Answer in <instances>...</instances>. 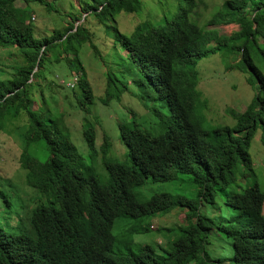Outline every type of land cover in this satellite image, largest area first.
I'll use <instances>...</instances> for the list:
<instances>
[{
	"label": "trees",
	"instance_id": "16d2710c",
	"mask_svg": "<svg viewBox=\"0 0 264 264\" xmlns=\"http://www.w3.org/2000/svg\"><path fill=\"white\" fill-rule=\"evenodd\" d=\"M33 3L59 11L48 0H0V48H16L21 57L12 72L3 70L0 76V132L12 107L16 114L26 113L19 163L35 191L25 203L13 184L0 182V198L15 215L8 230L0 226V264H52L57 252L94 241L107 224L120 225L131 235L116 251L102 245L105 264H264V192L256 181L233 186L239 172L255 176L250 147L259 130L264 145V0H225L210 15L208 25L237 24L239 29L230 35L192 20L193 14L199 20L202 16L195 12L197 0H179L176 11L166 13L161 22L139 23L129 35L120 30L117 15L139 12L142 0H83L78 14L68 13L63 30L37 35L30 20ZM82 13L87 14L84 20L93 19L89 22L95 30L81 22ZM11 16L17 19L15 25ZM102 29L114 32L124 52L118 62L107 64L102 102L121 100L134 86L143 106L157 118L158 127L148 131L140 125L139 112L130 109V119L118 122L122 154H115L106 132L97 145L102 123L90 108L96 86L79 55L87 45L103 61L105 53L96 41ZM219 51L240 55L236 65L249 74L248 82L257 93L244 111L232 112L234 125L208 130L196 106L200 93L195 65ZM61 63L66 65L63 76H57L62 84L77 78L70 89L76 98L72 106L82 114L88 157L68 131L59 138L60 115H52L43 105L35 107L32 88L41 86L51 67ZM179 174L197 185L194 197L171 192L139 197L137 188L146 182L173 181ZM218 196L232 213L215 220L204 208H219ZM13 205H19L17 211ZM174 209L184 211L185 219L157 228L168 237L167 247L158 250L137 241L136 235L152 229L149 218ZM214 230L229 239L231 255L214 257L209 252Z\"/></svg>",
	"mask_w": 264,
	"mask_h": 264
},
{
	"label": "rangeland",
	"instance_id": "374dc122",
	"mask_svg": "<svg viewBox=\"0 0 264 264\" xmlns=\"http://www.w3.org/2000/svg\"><path fill=\"white\" fill-rule=\"evenodd\" d=\"M48 1L53 2L59 11L49 12L46 6L37 3H33L30 6V20L35 24L37 35L51 33L54 29L63 30L68 25V13L78 14L83 0ZM178 1L142 0V9L139 12L130 14L122 11L117 15V24L123 33L129 35L139 23L151 21L154 24H158L161 22L162 17L166 13L176 11ZM224 1L197 0L198 6L195 12L199 13L200 11L202 16L199 20L198 15L194 17L193 14L192 20L202 28H217L221 34L230 35L235 31L232 24L208 25L212 18L211 16ZM18 6L24 7L25 4L18 2ZM81 15V22H84L87 27L93 30L97 28L96 25H92L89 22L93 21V19L84 20L86 13ZM205 19L204 26L203 21ZM9 21L15 25L17 19L15 16H11ZM236 27L238 28L239 26L236 25ZM102 31L97 32L99 36L96 41L99 48L105 53L103 61L96 59L87 45L82 47L79 55L88 78L92 82V86L93 83L96 86V88L93 87L95 101L90 108L92 114L98 116L102 123V127H99L97 145H101L103 134L106 132L113 142L115 154H122L123 149L119 139L118 122L130 119V109L139 112L138 120L141 127L145 130L154 132V129L158 127L157 118L152 111L143 106V100L134 86H131L130 90L123 94L121 100L114 98L108 105L102 102L100 96L104 95L106 87L105 72L110 68L107 64H111L114 59L118 62L120 53H124L123 51L121 52L122 47L114 36V32L107 29L105 31L102 29ZM239 59L240 55L238 53L219 51L203 57L195 65L199 71L197 89L200 93L196 106L198 112L204 118V127L208 130L221 125H234L235 120L231 115L232 112L244 111L257 93V88L248 82L249 74L237 67L236 64ZM20 61L21 57L16 48H0V76H4L3 70L12 72L14 70L13 66ZM111 67L116 68L115 66ZM65 68V63L54 64L50 72L47 73L46 79L41 80V86L32 88L33 96L37 101L35 107L43 105L51 111L52 115H60V120L57 123L59 138L63 139L65 130L68 131L80 153L88 157L89 151L82 136V114L72 106V103L76 102V98L70 88L66 87V89L61 85L62 80L57 77L58 75L63 76L62 71ZM70 74L71 72H68L66 77H69ZM98 88H100V91L97 90ZM41 89H43V92L40 93ZM43 98L45 99L44 101ZM27 126L28 117L26 113L20 112L16 114L14 107H12L7 114V126L4 131L0 132V175L3 176L0 177V182L8 181L13 184L14 190L22 200L24 199L25 203L35 196L34 189L26 183V170L19 163V156L25 146L24 133ZM260 136L261 130L257 132L250 147V153L254 161L255 176L244 175L243 172H239L238 179L233 186L246 187L253 185L256 181L264 192V145L260 140ZM100 167L105 173L103 166L100 165ZM185 179H187L186 175L179 174L177 179L173 181H148L137 188V192L144 199L158 192L181 193L194 197L198 192V187L195 183ZM217 201L219 208L208 205L204 208V211L215 220L220 219L221 216H230L232 211L223 204L222 196H218ZM18 208L19 205H13V212L17 211ZM8 214L10 215L9 217ZM14 218V213L8 211L5 207V202L0 198V226L8 230L10 220L14 221ZM184 219L185 212L177 209L166 215H155L147 220V222L152 223L153 228L146 233L136 235V239L140 243L151 244L158 250L160 247H167L168 237L160 233L157 228L160 226H171L175 221H183ZM124 231H127V229L120 225H115L114 233L116 235L120 236ZM208 250L214 257L220 255L229 256L232 253L229 239L218 230H214Z\"/></svg>",
	"mask_w": 264,
	"mask_h": 264
},
{
	"label": "clouds",
	"instance_id": "9594fccd",
	"mask_svg": "<svg viewBox=\"0 0 264 264\" xmlns=\"http://www.w3.org/2000/svg\"><path fill=\"white\" fill-rule=\"evenodd\" d=\"M76 81V77L70 79L65 84H62L64 82L62 80L61 85L72 89L75 87ZM139 197L144 199L140 195ZM114 227L115 225L108 224L102 226L101 228L104 231L100 233L94 241L79 242L76 246H74L72 251L67 253L57 252L55 261L52 264H105V256L102 250V245L109 246L110 249H114L116 251L117 247L121 248L125 245V241L128 240L131 235L127 230L118 236L114 233Z\"/></svg>",
	"mask_w": 264,
	"mask_h": 264
},
{
	"label": "crops",
	"instance_id": "0c3cea01",
	"mask_svg": "<svg viewBox=\"0 0 264 264\" xmlns=\"http://www.w3.org/2000/svg\"><path fill=\"white\" fill-rule=\"evenodd\" d=\"M232 25H234V27H233L234 30H238V29H239V27H238V28L236 27L237 24H232ZM237 26H238V25H237Z\"/></svg>",
	"mask_w": 264,
	"mask_h": 264
}]
</instances>
